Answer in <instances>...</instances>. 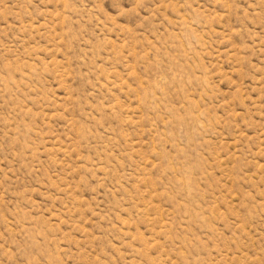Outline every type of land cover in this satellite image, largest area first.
I'll return each instance as SVG.
<instances>
[{
  "label": "rangeland",
  "instance_id": "obj_1",
  "mask_svg": "<svg viewBox=\"0 0 264 264\" xmlns=\"http://www.w3.org/2000/svg\"><path fill=\"white\" fill-rule=\"evenodd\" d=\"M0 264H264V0H0Z\"/></svg>",
  "mask_w": 264,
  "mask_h": 264
}]
</instances>
